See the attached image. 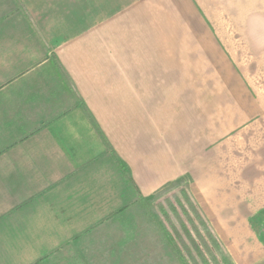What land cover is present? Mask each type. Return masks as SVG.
Here are the masks:
<instances>
[{
    "label": "crops",
    "instance_id": "crops-1",
    "mask_svg": "<svg viewBox=\"0 0 264 264\" xmlns=\"http://www.w3.org/2000/svg\"><path fill=\"white\" fill-rule=\"evenodd\" d=\"M224 1L0 0V251L37 260L80 236L86 264H179L153 227L110 229L184 174L207 218L246 232V202L199 156L200 41Z\"/></svg>",
    "mask_w": 264,
    "mask_h": 264
},
{
    "label": "rangeland",
    "instance_id": "rangeland-1",
    "mask_svg": "<svg viewBox=\"0 0 264 264\" xmlns=\"http://www.w3.org/2000/svg\"><path fill=\"white\" fill-rule=\"evenodd\" d=\"M224 2L215 4L216 11L210 13L216 21L209 28L213 48L200 41L198 105L207 104L215 113L210 114L214 122L213 133L208 130L210 142L199 156L209 160L216 179L228 181L246 202V220L241 221L246 232L240 237L229 235L225 226H217L219 221L207 218L190 192L188 174L131 205L117 229L114 224L110 229L112 239L124 237L120 224L130 231L134 223L147 233L153 227L163 237L170 232L174 246L164 237L167 254L179 264H264V0ZM205 111L198 114L204 116L199 124L207 134ZM79 238L72 236L37 260L18 261V253L0 251V264H86ZM154 252L148 256L150 263H162V255Z\"/></svg>",
    "mask_w": 264,
    "mask_h": 264
},
{
    "label": "trees",
    "instance_id": "trees-1",
    "mask_svg": "<svg viewBox=\"0 0 264 264\" xmlns=\"http://www.w3.org/2000/svg\"><path fill=\"white\" fill-rule=\"evenodd\" d=\"M117 162H118V164H119V166L124 170V173L128 176V178H129V171H128V169L126 168V166H125V164L122 162V161H120V160H117ZM164 237H165V239H166V241H167V243L170 245V246H174V244H173V236L171 235V233L170 232H168V231H165L164 232ZM180 263L181 264H183L181 261H180Z\"/></svg>",
    "mask_w": 264,
    "mask_h": 264
}]
</instances>
